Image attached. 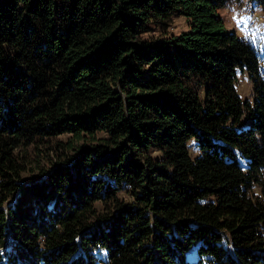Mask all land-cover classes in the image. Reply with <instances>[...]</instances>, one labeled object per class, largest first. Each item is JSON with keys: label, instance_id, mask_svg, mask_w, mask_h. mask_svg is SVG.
<instances>
[{"label": "trees", "instance_id": "trees-1", "mask_svg": "<svg viewBox=\"0 0 264 264\" xmlns=\"http://www.w3.org/2000/svg\"><path fill=\"white\" fill-rule=\"evenodd\" d=\"M238 2L0 0V264H264Z\"/></svg>", "mask_w": 264, "mask_h": 264}, {"label": "rangeland", "instance_id": "rangeland-1", "mask_svg": "<svg viewBox=\"0 0 264 264\" xmlns=\"http://www.w3.org/2000/svg\"><path fill=\"white\" fill-rule=\"evenodd\" d=\"M216 16L220 18L228 33L235 34L255 48L264 66V0H241V2L219 9ZM188 31L183 17H176L171 22L169 32L179 35ZM239 95L245 100H253V88L248 73H238Z\"/></svg>", "mask_w": 264, "mask_h": 264}]
</instances>
